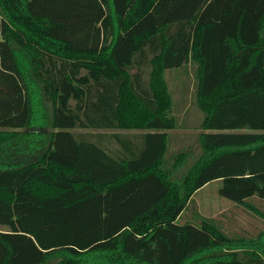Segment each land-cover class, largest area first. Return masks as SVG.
<instances>
[{"label": "trees", "instance_id": "trees-1", "mask_svg": "<svg viewBox=\"0 0 264 264\" xmlns=\"http://www.w3.org/2000/svg\"><path fill=\"white\" fill-rule=\"evenodd\" d=\"M0 264H264V0H0Z\"/></svg>", "mask_w": 264, "mask_h": 264}, {"label": "rangeland", "instance_id": "rangeland-1", "mask_svg": "<svg viewBox=\"0 0 264 264\" xmlns=\"http://www.w3.org/2000/svg\"><path fill=\"white\" fill-rule=\"evenodd\" d=\"M190 74V82L194 81V78L192 77V67H189L188 69ZM172 74V73H171ZM167 83L169 86V89L171 91L173 101H175L179 95V78H174L173 74H166ZM190 86V85H189ZM35 88V87H34ZM193 88V85L189 87L188 91V99L184 106L180 105L179 110H173V113L177 117V126L175 128L169 129L168 131L172 135V141L174 140V146H177L181 142V144H187L194 141V135L197 132V129H199V123L202 119V112L196 107V105L193 103L191 97L189 96L191 90ZM35 90V89H34ZM33 96L35 95L32 92ZM47 106L44 104H41L36 111L40 113L41 115H44L49 117V112L46 109ZM187 110V115L185 114V111ZM182 114L184 115V119H182ZM183 120H181V119ZM46 128V127H44ZM48 129V128H47ZM74 132L78 133H86L91 138H94L97 140L100 144H102L104 147L113 148V143L110 139V133L112 132H129L130 130L126 129H108V128H75L73 129ZM138 132L139 130H132ZM183 140V141H181ZM190 149V148H189ZM220 185V181L215 180L211 181L205 185H203L201 188L196 190L192 195V202L188 204V207L184 210L185 213L180 218V221H183L185 219H192V205L193 203L196 205L199 212H201L203 215L208 216H214L221 218L219 215L220 212L226 210L228 207L230 208V205L232 204L229 199H227L224 196H221L218 194L217 188ZM234 211H237L236 219L240 225H242L244 228L256 231L257 228L262 227L263 220L261 218H255L251 215H247L244 210L240 208H233ZM230 214V212H228ZM224 219V217H223ZM225 220V219H224ZM223 220V222H225ZM222 224V223H221ZM227 227H230V224L228 222L225 223ZM236 225V226H235ZM234 227L237 229V224L235 222Z\"/></svg>", "mask_w": 264, "mask_h": 264}]
</instances>
